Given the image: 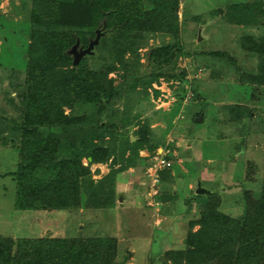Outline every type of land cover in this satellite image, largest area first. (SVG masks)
Segmentation results:
<instances>
[{
  "label": "trees",
  "instance_id": "trees-1",
  "mask_svg": "<svg viewBox=\"0 0 264 264\" xmlns=\"http://www.w3.org/2000/svg\"><path fill=\"white\" fill-rule=\"evenodd\" d=\"M38 2L37 19L30 23V42L25 50L24 81L14 88L19 116L7 125L11 135L20 138L15 208L69 211L82 208V201L85 204L90 198L95 200L90 208L112 207L116 174L134 167L140 151L153 152L157 146L148 147L150 140L138 134L132 142L113 121L120 118L124 130L134 126L135 117L130 115L139 105V98L131 102L136 86L145 80V88L151 87L159 75H138L131 83L124 81L116 86L107 76L114 69V57L119 55L120 47L124 52L126 43L135 53L145 34L176 35L178 0ZM48 13L50 20L45 22ZM227 14L229 21L237 25L250 26L257 16L262 21L260 26L255 23L259 34L250 35L249 51L257 56L254 76L264 84V5L236 0ZM102 25L108 33L100 32L97 44L86 55L97 59L98 65L88 64L85 56L74 65L71 48L78 43L80 50H86ZM179 52L177 43L164 44L152 50L150 64L169 65ZM137 66L138 60L133 67ZM14 99L9 102L14 103ZM113 100L123 102L120 111L112 106ZM64 108L69 112L65 114ZM165 158H172L171 153ZM107 163V175L94 180L90 166ZM163 171L159 173L161 183H176L169 170L161 176ZM194 196L183 207L185 218L190 219L184 246L165 252L159 258L160 264H264V176L260 187L243 189L241 197L236 195L235 203L242 206L243 213L232 220H215V213L224 205L214 193L205 190ZM195 202L203 204L197 216L191 215ZM116 247L111 237L50 235L17 241L0 237V264H116Z\"/></svg>",
  "mask_w": 264,
  "mask_h": 264
},
{
  "label": "rangeland",
  "instance_id": "rangeland-1",
  "mask_svg": "<svg viewBox=\"0 0 264 264\" xmlns=\"http://www.w3.org/2000/svg\"><path fill=\"white\" fill-rule=\"evenodd\" d=\"M234 1L178 0L175 36L163 32L145 34L135 53L126 43L124 52L120 47L119 55L114 57V69L107 76L114 79V86L124 81L131 83L138 75H159L151 87L145 88V80L136 86L137 92L131 102L135 103L139 98V105L132 108L130 118L135 117L137 124L135 122L134 126L124 130L120 118L113 121L118 125L116 129L120 133L127 132L132 142L137 140L138 134L150 140L148 147L157 144L153 152L140 151L139 159L133 165L142 166L135 185L144 192L142 196L135 197L138 205L132 207L151 213L148 215L151 223L160 213L161 205L156 202L165 199L166 206L174 207L179 214L184 211L186 201L195 195L198 186L214 193L219 204L223 202L224 210L215 213L216 221L238 218L243 208L235 203L236 195L241 197L243 189L260 187L264 176V84L254 76L253 68L257 67L258 61L249 47L252 45L250 35L259 34L254 28L255 23L260 26L262 21L257 16L250 26L231 23L227 12ZM246 1L250 5L255 2L264 5V0ZM38 5V0H0V237H12L17 241L19 238L50 236L49 233L53 236L99 238L114 234L120 242L117 264H148L149 259H152L151 264H158L155 257L160 252L159 243L161 237L167 236L157 232V228L153 236L146 229H134L132 233L130 229L138 226L142 229L144 223L139 222L137 214L138 218L128 210L126 215L120 212L114 215L110 210L112 207L90 208L95 204L93 198L87 199L85 204L82 201L81 213L76 211L80 208L75 212L15 208L20 138L13 137L7 125L9 120L19 116L14 88L24 81L22 67L26 46L30 42L29 28L30 23L37 19ZM50 15L46 14L45 22L50 20ZM100 32L108 33L103 25ZM167 43L172 46L177 43L180 50L173 63L151 65L150 58L146 62L149 52L152 54L153 49ZM79 48L76 53H79ZM173 50L176 51L175 48ZM100 52L106 54L104 50ZM86 58L88 64L99 63L97 59ZM137 60L139 66L134 68ZM10 99H14V103L9 102ZM122 105L121 100L112 101V106L119 111ZM239 107L247 110L242 111ZM64 111L65 114L69 112L66 108ZM199 118L200 122L197 121ZM160 149L171 153L169 160L172 166L168 170L176 183L168 186L160 181L151 188L154 180L151 182L149 173L153 172H149L148 167ZM169 153L165 152L164 156ZM82 162L86 165V160ZM108 170L109 163L90 166L94 180L106 176ZM166 172L163 171L161 176ZM194 199L198 197L194 196ZM149 201L150 205L147 204ZM202 206L195 202L191 215L197 216ZM182 214L185 215L186 211ZM174 221L169 233L184 237L183 231L188 230L185 218ZM181 224L184 229L179 233L175 227L179 225L181 228ZM158 228L163 229L164 222ZM159 234L160 238H157ZM129 247H133L132 251L128 250ZM14 251L15 247L12 253ZM125 255L126 259H123Z\"/></svg>",
  "mask_w": 264,
  "mask_h": 264
},
{
  "label": "crops",
  "instance_id": "crops-1",
  "mask_svg": "<svg viewBox=\"0 0 264 264\" xmlns=\"http://www.w3.org/2000/svg\"><path fill=\"white\" fill-rule=\"evenodd\" d=\"M141 167H139V166L130 167L127 170L116 174L115 182H114V205L112 206V209H110V210H111L112 214H114V215L117 212H118V214L120 212V214L126 215L127 210L134 213L136 217L138 215L139 222L144 223V226L142 227V229L139 226L134 227L130 230L128 229L129 231H132V233L134 232V229H139L142 231L146 229L150 232V235L153 236L154 230L156 228H157L156 229L157 232L159 231V232L165 233V236H167V237H161V241L159 243V245L161 247L160 252H159L158 256L155 257V259H157V261H158V264H160L159 258L161 255H163L165 252H168V251H174V250L182 249V247L184 246L183 240L185 238L186 232H185V230L183 231V229H184L183 225H185V223L182 222L183 225L181 224V228L179 225H177V227H175L179 233H181L183 231L184 237L182 235H179V234L176 235V233L170 234L169 230H170V227H172L173 222H175L174 220H176V218H178V219L181 218V220H183L185 218V215L182 214V211L179 214H176L174 207L170 208L169 204H168V206H166V200L165 199L163 200V198H162L160 203L156 202V204L158 206L161 205L160 210H159L160 213L158 215L160 218L156 215L157 218H155V221L152 222L153 223L152 224L148 218V215L151 213L147 212V214H146L144 211H141L140 209H138L140 207H137V209L132 207V206L138 205V199H136L135 197L142 196L143 192H144V191H142L141 187H138L137 185H135L136 181L138 180ZM188 189H191V187L190 188L188 187ZM176 195L174 194L175 197H177ZM155 198H157V197H155ZM147 204L150 205L151 204L150 201ZM82 209L83 208H80L79 210H76V211L81 213ZM103 209H108V208H103ZM170 210H172V212ZM136 211H138V212L136 213ZM156 211H157V209H156ZM44 212H48V211H44ZM68 212H75V211L69 210ZM142 214H144V216H141ZM185 220H186V223H188V221L190 219L185 218ZM162 222H164V228L163 229L158 228ZM107 234H111V233H107ZM49 235H52V234L49 233ZM128 235H130V234H128ZM159 236H160V234L158 235L157 238H160ZM73 237H78V236H73ZM88 237H93V236H88ZM107 237H111V238H114L116 240V245H117V247H116L117 248V256L116 257L118 258V244L120 243L119 239L114 234L107 235ZM175 240H177V242ZM132 249H133V247L128 248V250H130V251H132ZM117 258H116V264H117ZM123 259H126V255L123 257ZM130 260H132V259H130ZM151 263H152V259H149L148 264H151ZM125 264H127V262Z\"/></svg>",
  "mask_w": 264,
  "mask_h": 264
},
{
  "label": "built area",
  "instance_id": "built-area-1",
  "mask_svg": "<svg viewBox=\"0 0 264 264\" xmlns=\"http://www.w3.org/2000/svg\"><path fill=\"white\" fill-rule=\"evenodd\" d=\"M169 153L167 150L160 149V151L156 152L155 156L153 157V161L151 162V165L148 167L151 182L154 180V182L151 185V188L156 186L155 183H159V173L163 170H168L172 166V162L170 160H167L164 156V154ZM147 169V170H148Z\"/></svg>",
  "mask_w": 264,
  "mask_h": 264
},
{
  "label": "water",
  "instance_id": "water-1",
  "mask_svg": "<svg viewBox=\"0 0 264 264\" xmlns=\"http://www.w3.org/2000/svg\"><path fill=\"white\" fill-rule=\"evenodd\" d=\"M99 35L100 33L97 31V36L95 41L91 42L88 46V48L86 50H79V53H76V49L78 48V43L76 45H74L71 50H70V54L73 56V64L76 65L78 63V61L84 57L86 54H90L91 50L93 49L94 45L97 44L98 39H99ZM151 52L148 53L147 55V59L146 62H148L149 58H150ZM200 118L197 120L198 122H200ZM197 194H204L205 190H202L199 186H198V190L196 192Z\"/></svg>",
  "mask_w": 264,
  "mask_h": 264
},
{
  "label": "clouds",
  "instance_id": "clouds-1",
  "mask_svg": "<svg viewBox=\"0 0 264 264\" xmlns=\"http://www.w3.org/2000/svg\"><path fill=\"white\" fill-rule=\"evenodd\" d=\"M158 193V192H157Z\"/></svg>",
  "mask_w": 264,
  "mask_h": 264
}]
</instances>
